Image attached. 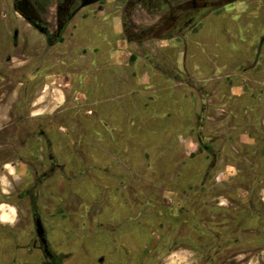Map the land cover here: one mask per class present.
Segmentation results:
<instances>
[{
  "label": "rangeland",
  "instance_id": "1",
  "mask_svg": "<svg viewBox=\"0 0 264 264\" xmlns=\"http://www.w3.org/2000/svg\"><path fill=\"white\" fill-rule=\"evenodd\" d=\"M13 1L0 0V212L14 211L0 264H49L27 189L63 264H264L256 11L221 9L143 49L101 2L48 48ZM30 1L54 23V0ZM45 138L60 169L33 190L51 166Z\"/></svg>",
  "mask_w": 264,
  "mask_h": 264
},
{
  "label": "flooded vegetation",
  "instance_id": "2",
  "mask_svg": "<svg viewBox=\"0 0 264 264\" xmlns=\"http://www.w3.org/2000/svg\"><path fill=\"white\" fill-rule=\"evenodd\" d=\"M54 2L56 14L54 23L52 24L49 15L44 13L45 9H49L48 5L41 8L40 5L42 4L30 0L13 1V16L14 18L16 17L15 20L18 22L23 21L32 31L42 36L48 48L63 45L66 42V33L72 22L78 19V17L83 21L86 20V11L101 2H103V8L109 11L106 13V17L111 16L119 21L120 33L125 37L126 42L143 49L153 46L155 41L171 40L179 30L182 31L191 27L195 18L198 20L195 26L198 27L200 24H203L204 19L221 9L228 8L229 14L235 16L236 5L241 3H245L246 8L249 10L253 9L256 11L255 18L264 20V0H113V2L112 0H54ZM111 3L113 7L108 9ZM51 25H55V28H52ZM182 25L185 28H182ZM5 34L7 37L11 34L12 39L10 41L13 46L18 45L19 38L21 37L19 29L12 28V30H9ZM80 36L90 37L89 35H81L78 32L76 37L80 38ZM87 49L89 50L90 48H85V50ZM10 115H15L14 109ZM41 134L42 136L44 135L43 132ZM45 144L49 152L51 166L48 171L36 177L33 190L38 189L40 185L60 169L58 160L53 153L52 144L47 138H45ZM10 163H12V160L8 159L3 162V165L5 166ZM256 180L258 178L254 179V181ZM250 192L251 189L248 190V193ZM21 197L24 199L28 197L30 200L34 216L36 241L40 244L49 264H63V256H56L50 250L47 230L39 216L37 194L32 195L31 191L27 189L21 194ZM217 209L219 210L217 211L218 213L223 210L222 208ZM39 222L44 231L42 237L38 234L37 226ZM0 228L11 229L2 223H0ZM260 241H263V239Z\"/></svg>",
  "mask_w": 264,
  "mask_h": 264
},
{
  "label": "crops",
  "instance_id": "3",
  "mask_svg": "<svg viewBox=\"0 0 264 264\" xmlns=\"http://www.w3.org/2000/svg\"><path fill=\"white\" fill-rule=\"evenodd\" d=\"M13 217H14V211L13 210H11V211L5 210V211L0 213V223H2L3 225H6L7 223L10 224ZM247 264H256V263L254 261H250Z\"/></svg>",
  "mask_w": 264,
  "mask_h": 264
},
{
  "label": "water",
  "instance_id": "4",
  "mask_svg": "<svg viewBox=\"0 0 264 264\" xmlns=\"http://www.w3.org/2000/svg\"><path fill=\"white\" fill-rule=\"evenodd\" d=\"M37 228H38V234H39V236L42 237L43 234H44V231H43V229H42V225H41L40 222L38 223ZM44 242H46V241L44 240Z\"/></svg>",
  "mask_w": 264,
  "mask_h": 264
},
{
  "label": "trees",
  "instance_id": "5",
  "mask_svg": "<svg viewBox=\"0 0 264 264\" xmlns=\"http://www.w3.org/2000/svg\"><path fill=\"white\" fill-rule=\"evenodd\" d=\"M200 145H201V147H203V149H204L205 151H207V152H209V153L212 152V149H211L207 144L202 145V142H200Z\"/></svg>",
  "mask_w": 264,
  "mask_h": 264
}]
</instances>
